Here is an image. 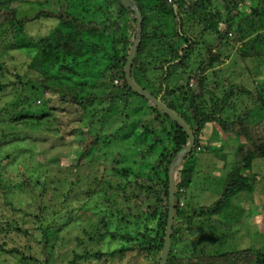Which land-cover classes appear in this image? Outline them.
<instances>
[{"label": "trees", "instance_id": "16d2710c", "mask_svg": "<svg viewBox=\"0 0 264 264\" xmlns=\"http://www.w3.org/2000/svg\"><path fill=\"white\" fill-rule=\"evenodd\" d=\"M132 1L141 13L142 23L141 38L135 50L130 75L136 85L152 96L159 97L166 107L178 114L195 137L192 151L174 168L175 212L167 264H200L197 262L201 258L199 256H213V253L206 255L204 251L193 252L199 257L196 258L193 257L197 256L195 254H175L173 248L177 245L180 231L178 219L183 215L179 207L180 189H188L193 180L195 156L212 145L207 139L206 143H203L205 129H212V125L216 124L222 134L238 138L240 143L234 148L235 167L225 176L219 197L213 203L196 206L183 215L188 222L196 217L219 214L233 196L253 190L256 178L254 175L247 176L243 170L248 171L255 159H264V82H260L256 89L229 83L221 90L222 95L219 96L221 80L218 79L219 69H216L222 62L223 52L227 47L234 49L240 60L264 58V0ZM68 2L69 0H64L55 10H39L33 15L18 18L17 0H0V75L8 76H5V82L0 81V92L20 87L17 90L20 97L12 101L13 106L11 103L10 105L14 109L15 106L20 107L19 115L15 119L20 120L19 123L25 127L33 125L26 119L34 118L37 124L40 118L54 109L73 116V121L84 122L71 128L74 138L71 141L75 142V158L72 162L74 167L89 165L96 150H104L98 154L102 155L104 161L110 160V165L102 164V171L96 167V174L99 170L96 182L100 183L101 179L105 178L103 180L108 184L110 175H119L123 179V185L115 186L116 193L123 192L124 201L145 195L149 200H153V203L145 206L148 219L158 218L157 227L142 230L147 234H142L140 241L121 246L112 254L152 251L156 264H160L168 212V169L176 153L187 143L188 136L177 122L150 100L134 92L127 84L125 64L135 38L134 11L119 0H103L95 9L101 16L98 19H85L69 12ZM242 4L249 7V10L241 11L239 6ZM41 17L56 18L58 25L47 36L34 41L35 51L26 63L27 70L32 74L28 72L25 78L26 72L22 74L14 66L8 68L4 65L3 52L16 48L20 42L18 38L24 33V25ZM105 41H108L109 45L100 44L102 46L97 50L98 43ZM88 51L94 56L87 61L90 60L94 67L99 63V54L107 58L100 76L105 78L112 88L105 94L85 92L82 86L70 84L51 73L52 68L64 59L71 58L75 61ZM93 66L87 68L90 70ZM61 67L67 72L74 70L66 64ZM114 80L119 84L115 85ZM132 99L141 100L142 105L128 113L124 109L127 113L125 115L137 114L138 120L130 125L125 121V115H119V120L114 118L119 124L130 125L131 130L124 129L125 132L122 133L121 128H114L104 133L103 127L115 121L113 117L119 114L118 102L127 104L132 102ZM142 106L144 109L138 112V108ZM46 125L47 129L48 123ZM118 129L121 130L120 133ZM128 137L131 139L127 140ZM58 156L59 153L55 158L56 162H51L50 169L58 166ZM187 159L191 161H186ZM65 163H69L68 160L64 159ZM129 174H133V179L124 181ZM48 177L45 174L44 178ZM81 178L82 175L78 174L67 180L68 189L63 200L68 198L67 192L69 194ZM89 179H86L88 187L77 186V195H73L76 199L72 198L73 203L66 206L69 214L84 208L85 203L95 193L97 184L93 187V182ZM50 182L57 185L51 187L53 190L62 185V181L57 178H52ZM111 195L106 209L95 205L94 210L90 211L92 214L98 213L99 221L103 223L99 230H103L105 234L110 233L105 219L112 217L113 212L126 214L124 208L112 206L116 194L112 192ZM126 208L129 209L128 206ZM256 210L254 203L249 214L253 215ZM119 220L126 222L121 216ZM50 231V227L44 229L38 242L42 258L26 256L13 247L4 249L3 243H0V249L18 253L25 264H48ZM100 231L95 232L98 243H102L104 237ZM111 233L131 240L126 233L119 230ZM251 248L250 246L239 249L242 255L234 259L232 264H264V244ZM249 250L253 251L250 255L252 258L248 255ZM105 255L107 254L100 250L86 249L85 254L74 253L70 264H76L79 257L101 261Z\"/></svg>", "mask_w": 264, "mask_h": 264}, {"label": "rangeland", "instance_id": "374dc122", "mask_svg": "<svg viewBox=\"0 0 264 264\" xmlns=\"http://www.w3.org/2000/svg\"><path fill=\"white\" fill-rule=\"evenodd\" d=\"M102 1L69 0L67 10L85 19H98L101 15L95 9ZM63 3L64 0H17V17L30 16L39 10H55ZM239 8L245 12L249 10V7L244 4ZM56 25H58V20L51 17H41L27 22L24 25L23 35L18 38L20 42L17 43V47L3 52L4 65L8 68L14 66L22 74L26 72L25 78L28 72L32 74L27 70L26 63L35 51L34 41L47 36ZM27 41L31 43H24ZM100 44L109 45V42L98 43L97 50L102 46ZM230 48L224 49L222 62L216 67L219 69L218 79L221 80L219 96L222 95L221 90L226 88L229 83L256 89L260 82H264V58L251 61L240 60L234 49ZM93 56L92 52L88 51L82 58L75 61L66 58L59 65L53 67L51 73L70 84L82 86L85 92L105 94L112 88L109 82L100 76V72L107 63V58L99 54V63L94 67L90 60L87 61ZM62 64L73 67L74 70L72 72L63 71ZM88 66H93L90 68L91 71L87 68ZM5 76L0 75V81L5 82L8 77ZM114 84L117 85L119 82L114 80ZM19 88L0 92V243L4 244V249L13 247L22 251L26 256L34 255L42 258L38 242L41 240L43 230L50 227L48 264H70L74 253L82 255L85 254L86 249L100 250L107 255L102 257L101 261L90 257H79L76 264H156V258L152 251L138 250L112 254L115 249L121 246L140 241L141 235L147 234V232L143 233L145 228L157 227L158 218L150 217L148 219L145 209V206L153 203V200H149L143 195L130 201H124L123 192L116 193L115 186L123 185V179L116 174L113 177L109 176L108 184L106 180L104 182L105 178H102L100 183L96 182L99 170L102 171L101 165H110V160L104 161L102 155L98 154L104 150H96L93 161L89 165L74 167L72 162L75 158L73 148L75 142L71 141L74 140L71 128L84 123L83 121L82 123L73 121V116L54 109L40 118L37 124L34 118L26 119L33 125L25 127L20 124V120L15 119L19 115L20 107L15 106V109L12 107V101L20 97V94L17 93ZM118 104L119 114H116L113 119L119 120V115L123 117L133 111V108L142 105V101L137 99L129 101L127 104L120 101ZM143 109V106L139 107L138 112ZM124 118L131 125L138 120L139 115L133 113L125 115ZM23 120L24 118L21 119V121ZM47 123L48 128L46 129ZM129 126L119 124L115 120L112 123H107L103 128H105L104 133L114 128H121L123 133L125 130H131ZM212 126L214 130L210 127L205 129V141L203 142L206 143L207 139L212 145H209L207 150L198 153L195 158L193 157L195 160L192 158L195 173L190 186L182 193L184 208L181 212L183 215L188 214L196 206L213 203L220 195L225 176L235 167L234 151L240 143L239 139L225 136V133L222 134L216 124ZM121 130L118 129V133ZM69 131L70 133H68ZM130 139L131 137L127 138V140ZM126 144L130 146L129 142ZM58 153L59 159L56 168H61L59 171L56 168L50 169L52 168L51 162H56L55 158ZM64 159L69 163L64 164ZM133 160L134 158L132 162ZM186 161H191V159ZM70 163L71 165H69ZM96 167L99 169L98 174H96ZM243 172L247 176H255V188L233 196L221 213L211 217L195 218L191 222L185 220L181 215L182 217L178 219L180 231L176 240L177 245L173 248L175 254L193 256L195 254L193 252L204 251L206 255L213 253L211 254L213 256H199L201 258L197 262L200 264H232L234 259L242 255L240 250L243 248L250 246L256 248L264 244V159H255L252 167L248 171L243 170ZM45 174L49 176L47 179L44 178ZM78 174L82 175V178L77 182L78 187H88L89 183L86 179L89 178L93 182V187L96 184L97 187L95 193L89 199L87 198V204L83 201L84 208L69 214L66 206L73 203L72 198H74L73 195H77V186L70 190L69 194L67 192L68 198L63 200V196L68 189L67 180L71 176H78ZM52 178L62 181L59 189L51 188L57 186L50 182ZM129 179H133V174H129V177L124 178V181ZM55 184H57L56 181ZM112 192L116 194L112 200V206L124 208L126 214L120 215L118 212H113L112 217L105 219L107 230L110 232L105 234L103 230H99L103 223L99 221L98 213L92 214L91 212L95 205L100 209H106ZM254 203L257 210L251 215L249 211ZM120 216L122 220L125 218L126 222H121ZM114 230L126 233L131 240L128 241L119 235H112L111 232ZM96 231H100L104 235L102 243H98ZM252 252L249 250L248 255L250 256ZM214 253L220 254L215 255ZM193 257L199 258L198 255ZM23 262L18 253L0 249V264H25Z\"/></svg>", "mask_w": 264, "mask_h": 264}, {"label": "water", "instance_id": "95a60500", "mask_svg": "<svg viewBox=\"0 0 264 264\" xmlns=\"http://www.w3.org/2000/svg\"><path fill=\"white\" fill-rule=\"evenodd\" d=\"M119 1L126 7L133 10L136 16L135 38L130 48L127 62L125 64V79L127 81L128 86L132 88V90L137 94L150 100L154 105H156L159 109H161L164 113H166L172 120L177 122L181 126V128H183L186 135L188 136L187 143L176 153L168 169V180H169L168 213H167V223L165 227L164 242L160 252V264H167V258L171 244L173 220H174V200H175L174 168L181 163V161L184 159V156L186 154L192 151L195 143V137L191 132V130L189 129L188 125L183 121V119L180 116H178V114H176L173 110L166 107L159 97L152 96L148 91L142 89L140 86L134 83L130 74H131V67H132L135 50L141 38L142 18L137 5L132 0H119Z\"/></svg>", "mask_w": 264, "mask_h": 264}, {"label": "clouds", "instance_id": "9594fccd", "mask_svg": "<svg viewBox=\"0 0 264 264\" xmlns=\"http://www.w3.org/2000/svg\"><path fill=\"white\" fill-rule=\"evenodd\" d=\"M175 179V178H174ZM180 192H181V196L179 197V207H180V205H181V209L183 210V208H184V204H183V198H182V193L184 192V190L183 189H180ZM167 208H168V205H167ZM174 210H175V200H174ZM175 212V211H174ZM168 213V212H167ZM197 218V217H196ZM195 219V218H194ZM174 221V220H173ZM172 236V235H171Z\"/></svg>", "mask_w": 264, "mask_h": 264}, {"label": "built area", "instance_id": "2783aa9c", "mask_svg": "<svg viewBox=\"0 0 264 264\" xmlns=\"http://www.w3.org/2000/svg\"><path fill=\"white\" fill-rule=\"evenodd\" d=\"M191 84V83H190Z\"/></svg>", "mask_w": 264, "mask_h": 264}]
</instances>
